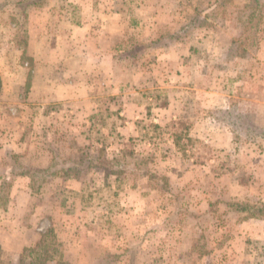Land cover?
<instances>
[{
    "label": "rangeland",
    "instance_id": "374dc122",
    "mask_svg": "<svg viewBox=\"0 0 264 264\" xmlns=\"http://www.w3.org/2000/svg\"><path fill=\"white\" fill-rule=\"evenodd\" d=\"M230 202L264 203V0H0V264H264Z\"/></svg>",
    "mask_w": 264,
    "mask_h": 264
},
{
    "label": "trees",
    "instance_id": "16d2710c",
    "mask_svg": "<svg viewBox=\"0 0 264 264\" xmlns=\"http://www.w3.org/2000/svg\"><path fill=\"white\" fill-rule=\"evenodd\" d=\"M99 165L101 168L104 169L105 173L108 175L110 172L109 168L112 165V162L103 161L102 163H99ZM114 173H116V171ZM226 205L230 208V210L236 213H246L250 217H264V203L250 205L247 203L230 202ZM47 260L48 258L37 252V250L26 249L22 252L21 257L18 260V264H46Z\"/></svg>",
    "mask_w": 264,
    "mask_h": 264
}]
</instances>
